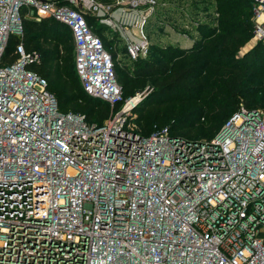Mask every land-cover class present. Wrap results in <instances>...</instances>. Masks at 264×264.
<instances>
[{
    "label": "built area",
    "instance_id": "obj_1",
    "mask_svg": "<svg viewBox=\"0 0 264 264\" xmlns=\"http://www.w3.org/2000/svg\"><path fill=\"white\" fill-rule=\"evenodd\" d=\"M156 0H0V264H264V107L242 106L212 137L169 125L143 133L114 56L85 12L145 57ZM264 41V0H251ZM158 2V6H159ZM118 10V12H116ZM67 24L102 122L63 111L25 19ZM12 34L17 57L4 59Z\"/></svg>",
    "mask_w": 264,
    "mask_h": 264
},
{
    "label": "trees",
    "instance_id": "obj_2",
    "mask_svg": "<svg viewBox=\"0 0 264 264\" xmlns=\"http://www.w3.org/2000/svg\"><path fill=\"white\" fill-rule=\"evenodd\" d=\"M211 2L215 5H205L202 10L196 5L194 11H191H211L218 16L212 21L196 20L195 24H187L197 32V35L191 33V45L183 46L178 42L171 45L158 44L154 46L157 47L156 56L131 59V63L126 62L121 67L116 64L118 49L109 46L102 36L104 30L101 28L108 27L99 22L96 16L85 12L88 22L101 34L106 47L111 50L116 71L120 67L117 74L123 93L134 95L142 90L148 79L154 85L153 91L135 108L141 132L150 133L157 126L169 125L173 131L190 135L196 122L206 119L211 123L213 133L198 136L212 137L242 106L264 107V42H257L239 55V49L250 40L254 29L251 0ZM90 18L98 24L92 23ZM60 24L69 28L63 21L51 16L41 20H24L23 40L27 49H38L42 53L41 61L31 67L47 78L49 88L56 94L63 111L81 112L86 114L89 121L102 123L110 114V106L107 101L82 90V85L75 78L78 76L75 50L74 55L68 57L58 51L52 63L46 60L43 46L37 42L41 33L55 29ZM19 40L17 35H11L5 61L11 62L17 57L15 48ZM112 40L115 44L114 37ZM123 48L127 51L125 44ZM64 50H68V47ZM151 52L150 49V55ZM72 58L74 65L68 67ZM86 96L90 97V103L85 106L78 104Z\"/></svg>",
    "mask_w": 264,
    "mask_h": 264
},
{
    "label": "rangeland",
    "instance_id": "obj_3",
    "mask_svg": "<svg viewBox=\"0 0 264 264\" xmlns=\"http://www.w3.org/2000/svg\"><path fill=\"white\" fill-rule=\"evenodd\" d=\"M101 1L110 2L114 0H101ZM158 2L160 4L159 6H158ZM196 5L202 10L203 6L205 5L213 6L215 4L212 3L211 0H156L155 7L151 11L149 15L148 23L146 25V31L149 34V46H148V53L143 58L147 59L149 57L152 58L153 55L156 56V54H158L157 47L154 46H158V44L171 45L172 43L178 42L183 46L191 45L193 43L191 33L197 35V32L194 29H192L190 25L188 26L187 24H191V22L195 24L196 20L212 21L214 18L218 17L217 14L212 13L211 11H204V13L202 12L191 13V11H194L193 9L196 7ZM90 19L93 20L92 23L98 24V22L95 21L93 18ZM107 27L108 29L101 28V30H104L102 36L107 40V44H109V46L111 45L113 46V49L115 48L118 49L116 64H118L121 67L124 66L126 62L131 63L132 60L128 57L125 48H123L124 40L120 38L118 33L116 34L114 32H111L110 31L111 28H109V25ZM60 29H62L61 31L62 33L60 32ZM113 37L114 40H116L115 44L114 41L112 40ZM37 40H38L37 41L38 44L43 46V52L46 55V60H50L52 63L55 62V55L57 54L58 51H62V53L66 57L74 55V50H75L74 40L69 28L66 27L65 25L60 24L55 29H51L41 33L38 36ZM259 41H263V40H258L257 38H255L254 29H253L252 37L244 46H242L239 49V55H241L244 51L251 49ZM65 47H68V50H64ZM150 49L152 50L151 55H150ZM73 65H74V58H72L69 61L68 67H73ZM77 77L78 76H75V78L79 80L78 82L81 84L79 77L78 78ZM144 85L145 86L142 87L141 89L142 90L146 89V94L143 95V97L141 98V100L139 101V103L136 105L135 108L140 106V103L154 89V85L152 84L151 79L146 80ZM129 96L125 95V98H128ZM81 99L82 100L78 101V104H82V106L88 105L90 103L89 96H86L85 98L82 97ZM96 102L103 104L102 101L96 100ZM103 106L104 105H102V107ZM135 108L132 110L131 114L129 115V121L133 126L139 128L140 126L139 123L137 122L138 113L136 111L137 109ZM98 113L94 114L93 118H95ZM207 128H210V130H207ZM212 133L213 132L211 130V123H209L205 119V120L197 121L193 132H191V134L187 136L196 138L199 137L198 135H205V134L207 135ZM263 236H264V232H263Z\"/></svg>",
    "mask_w": 264,
    "mask_h": 264
},
{
    "label": "crops",
    "instance_id": "obj_4",
    "mask_svg": "<svg viewBox=\"0 0 264 264\" xmlns=\"http://www.w3.org/2000/svg\"><path fill=\"white\" fill-rule=\"evenodd\" d=\"M110 2H112V1H110ZM116 12H118V10H116ZM97 19H98V17H97ZM99 20V19H98ZM100 22V21H99ZM105 24V23H104ZM106 26H108L109 24H105ZM109 28H111L110 27V25H109ZM110 31H113L112 29H110ZM114 32V31H113ZM115 33V32H114ZM191 38V37H190Z\"/></svg>",
    "mask_w": 264,
    "mask_h": 264
}]
</instances>
